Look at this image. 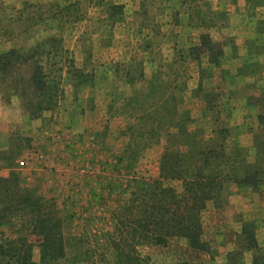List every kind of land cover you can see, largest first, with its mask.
<instances>
[{
  "label": "rangeland",
  "instance_id": "1",
  "mask_svg": "<svg viewBox=\"0 0 264 264\" xmlns=\"http://www.w3.org/2000/svg\"><path fill=\"white\" fill-rule=\"evenodd\" d=\"M56 1H75L82 18L61 24L48 19L50 5ZM219 1L220 4L215 0H0L3 53L12 50L9 47L18 51L16 47L27 48L36 42L29 51L18 52L37 54L48 86L52 87V79L59 81L56 105L38 111L34 117L31 111L36 104L26 109L23 98L27 104L35 103L36 94L22 82L32 76V65L13 62L0 68V92L5 100L19 97L24 111L39 123L34 135L23 132L13 137L14 146L0 157L12 163L8 176L13 179L12 191L27 189L47 205H54L50 211L53 208L60 219L65 247L60 264H115L112 214L132 205L142 181L158 178L163 153H175L189 173L194 163L202 161L198 152L209 148L210 138L225 129L229 133L228 155H241L242 164L264 169V126L258 121V127L248 129L242 139L235 117L231 118V108L237 103L224 102L227 82L223 78L218 84L207 54L198 52L199 60L188 54L199 44L200 35L207 34L220 45L222 55L231 51L239 54L238 62L242 58L243 65L251 63L240 57V47L245 44L238 37L242 32L240 21L242 15L253 21L256 6L264 0H250L249 8L246 3L242 11L243 0ZM27 3L41 6L38 11H22ZM39 13L42 20L37 21ZM229 21L237 22L236 36L212 39L211 28ZM52 38L56 41L54 49L49 50ZM132 61L140 62V67L129 65ZM254 67L245 66L244 71L238 68L232 76ZM126 71L136 77L132 82L127 80ZM199 76H203L200 88ZM48 92L50 100L42 102H52V88ZM203 94H207L205 101L196 98ZM260 99L263 102L264 98ZM168 109H173V118ZM259 109L258 115L264 114V104ZM182 110L189 111L185 131L189 139L178 137L175 126L182 118ZM26 139L36 143L30 149L32 159L20 151ZM26 161L37 165L36 174L22 170ZM165 184L180 188V181L175 179ZM235 187L246 189L240 211L238 202L232 201L238 195ZM15 199L12 193L11 202ZM222 202L217 209L209 201L202 214L208 253L192 250L184 238L174 237L165 246H141L140 254L155 263L185 260L226 264L229 253L239 250L242 254L236 264H251V253L242 251L236 235L244 222L253 221L257 241L264 244V184L254 191L231 183ZM11 212L4 211L0 242L26 236L34 248L33 258L38 259L39 238L31 228L23 229L28 226V209L24 213L15 209Z\"/></svg>",
  "mask_w": 264,
  "mask_h": 264
},
{
  "label": "trees",
  "instance_id": "2",
  "mask_svg": "<svg viewBox=\"0 0 264 264\" xmlns=\"http://www.w3.org/2000/svg\"><path fill=\"white\" fill-rule=\"evenodd\" d=\"M40 6L39 3H27L24 4L22 11L27 8H35L38 11ZM50 7L51 17L48 19L56 20L58 24L74 23L82 18V12L75 1L64 4L56 1L52 2ZM40 20L42 13L37 17V21ZM51 41L49 50L54 49L56 39L52 38ZM195 47L188 53L193 55L194 59L199 60L198 52H201L207 54L210 67L219 64L222 58L220 45L214 43L207 34L200 35L199 44ZM35 55H37L35 52L30 55L20 54L15 49L0 54V68L8 67L13 62L19 66L32 65V76L22 82L27 83L36 94L35 103L27 104L26 99L23 98L26 109L36 104L31 111L34 117L38 116V111L55 106L60 93L58 80L52 79L51 87L43 79L46 75L41 71L42 65ZM133 63L132 61L129 65ZM134 65L140 67V62H135ZM127 74L129 82L136 78L129 71H126ZM139 78L143 79V76L140 74ZM199 79L200 88L203 76H199ZM48 88H52V102H42L50 100ZM23 93L25 91H22ZM201 98L205 101L207 94H203ZM171 111L173 109H168L170 118H173ZM180 115L182 118L175 123L178 137L189 139V133L185 132L189 111L182 110ZM258 121L264 126V114L258 115ZM213 132L216 134V130ZM228 136V131L221 129L217 136L211 137L210 147L198 152L202 161L194 163V168L189 173L175 153H163L158 178L142 181L141 186L134 193L132 205H126L112 214L115 224L111 245L116 257L115 264H194L185 260L155 263L149 256L141 255L139 252L141 246H165L174 237L184 238L192 250L206 253L210 251L209 244L203 239L202 214L207 203L213 201L215 208H221L223 193L231 183L248 186L254 191L264 184V169L256 165L242 164L241 155L239 157L237 154L228 155L226 143ZM173 179L180 181L179 189L165 184V181ZM12 181L13 179L9 177H0V225L6 218L4 211L12 213V209H15L24 213L27 208L28 226L23 229L31 228V232L38 236L39 258H33L34 248L27 242L26 236H19L14 240L0 242V264H60V260L64 258L65 247L59 228L60 219L53 208L50 211V207L54 205L52 203L47 205L27 189L12 191L10 186ZM12 193H15L16 199L11 202ZM236 243L241 246L242 251L251 253V264H264V244L261 245L257 241L253 221L242 224L241 231L236 235ZM241 254L239 250L231 251L227 256L226 264H236Z\"/></svg>",
  "mask_w": 264,
  "mask_h": 264
},
{
  "label": "crops",
  "instance_id": "3",
  "mask_svg": "<svg viewBox=\"0 0 264 264\" xmlns=\"http://www.w3.org/2000/svg\"><path fill=\"white\" fill-rule=\"evenodd\" d=\"M215 2L221 3L219 0H215ZM246 3H248L247 8H249L251 1L249 0L248 2L247 0H243L241 11L246 7ZM253 16L255 19L252 21L250 18H243L242 15L243 21H240L242 32L238 35L241 42L245 43L240 47V57L246 58L251 63L243 65L245 59L240 58L241 62H238L239 54L225 51L219 62V66H212L214 78H217L218 84L221 85L223 78L225 82H227V88L225 89L227 95L225 98L226 101L224 102H228L229 105H234V101L237 103V107L231 108V118L235 117L236 127L242 139L245 133L248 132V129L258 127L259 107L261 104H264V100H262L263 102L260 101V98H264V2L256 6ZM236 24L237 22L229 21L224 23V25L220 24L219 26L211 28V31H209L210 36L214 40H223L228 37L236 36L234 32ZM35 45L36 42L29 45L27 48L21 46L19 48L16 47V49L24 53ZM4 48L5 45H0V54L4 52ZM9 48L14 49L15 47ZM245 66L255 67L244 72L245 74H240L236 77L232 76L234 70L241 68V70L244 71ZM233 93L234 97L232 96ZM196 98L199 99L201 96ZM239 108L241 109L240 112L237 111ZM38 127V119L30 118L28 113L24 111L19 97L12 96L10 99L5 100L3 94L0 92V154L9 153L11 147L14 146L16 142V139L13 137H17L19 133L22 134L23 132H28V134L32 136L38 131ZM34 144L36 143L26 139L20 151L26 153L28 157L32 159L33 153L30 149L34 147ZM240 144L248 146L246 142L242 143V141H240ZM6 159L7 158L0 157V177L4 178H7L12 170V163L6 162ZM22 170H28V172L33 175L36 174L38 169L34 162H31V165H29V162L26 161ZM235 188V190L238 191V195H235L232 201L238 202L240 207L237 208V210L240 211L244 203L242 201L246 199V196L244 197L246 189L243 187ZM253 195L256 196V194ZM230 205L232 206V204Z\"/></svg>",
  "mask_w": 264,
  "mask_h": 264
}]
</instances>
